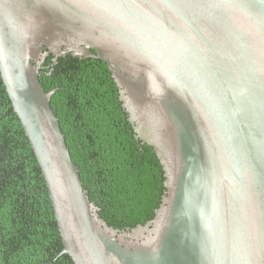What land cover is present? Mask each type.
Wrapping results in <instances>:
<instances>
[{"label":"water","instance_id":"95a60500","mask_svg":"<svg viewBox=\"0 0 264 264\" xmlns=\"http://www.w3.org/2000/svg\"><path fill=\"white\" fill-rule=\"evenodd\" d=\"M103 61L165 188L119 230L84 190L39 80ZM0 77L73 264H264V0H0Z\"/></svg>","mask_w":264,"mask_h":264},{"label":"trees","instance_id":"16d2710c","mask_svg":"<svg viewBox=\"0 0 264 264\" xmlns=\"http://www.w3.org/2000/svg\"><path fill=\"white\" fill-rule=\"evenodd\" d=\"M49 54L39 70L89 200L109 226L154 217L165 188L150 145L135 137L118 88L98 59ZM62 249L48 191L0 77V264H73Z\"/></svg>","mask_w":264,"mask_h":264}]
</instances>
